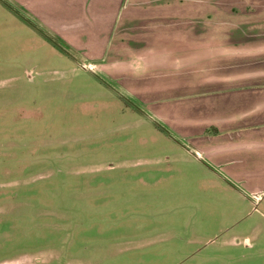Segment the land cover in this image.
<instances>
[{"label": "rangeland", "instance_id": "obj_1", "mask_svg": "<svg viewBox=\"0 0 264 264\" xmlns=\"http://www.w3.org/2000/svg\"><path fill=\"white\" fill-rule=\"evenodd\" d=\"M6 5L0 264H264V155L230 141L207 164L178 148L134 87ZM242 131L264 149V127Z\"/></svg>", "mask_w": 264, "mask_h": 264}, {"label": "crops", "instance_id": "obj_2", "mask_svg": "<svg viewBox=\"0 0 264 264\" xmlns=\"http://www.w3.org/2000/svg\"><path fill=\"white\" fill-rule=\"evenodd\" d=\"M8 1L64 45L62 55L134 87L178 148L209 162L237 141L264 155L242 131L264 127V0Z\"/></svg>", "mask_w": 264, "mask_h": 264}, {"label": "trees", "instance_id": "obj_3", "mask_svg": "<svg viewBox=\"0 0 264 264\" xmlns=\"http://www.w3.org/2000/svg\"><path fill=\"white\" fill-rule=\"evenodd\" d=\"M4 2H6L13 10H15L18 14H20L21 16H23L28 22L29 24H31L35 29L40 30L43 34L47 35V33L45 32V30L40 26V24H38V22L34 21L33 19H31L30 17L26 16L24 13L20 12L19 10H17V8L15 6H13L11 3H9V1L7 2L6 0H3ZM48 36V35H47Z\"/></svg>", "mask_w": 264, "mask_h": 264}]
</instances>
